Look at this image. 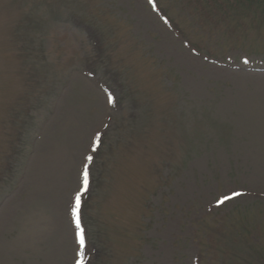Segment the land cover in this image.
I'll list each match as a JSON object with an SVG mask.
<instances>
[{
  "label": "rangeland",
  "instance_id": "rangeland-1",
  "mask_svg": "<svg viewBox=\"0 0 264 264\" xmlns=\"http://www.w3.org/2000/svg\"><path fill=\"white\" fill-rule=\"evenodd\" d=\"M199 3L154 0L175 33L148 0H0V264H77L86 155L85 264H250L264 249V9L220 30L186 18ZM223 223L218 258L208 230Z\"/></svg>",
  "mask_w": 264,
  "mask_h": 264
},
{
  "label": "trees",
  "instance_id": "trees-1",
  "mask_svg": "<svg viewBox=\"0 0 264 264\" xmlns=\"http://www.w3.org/2000/svg\"><path fill=\"white\" fill-rule=\"evenodd\" d=\"M203 3H209L207 6L208 10L216 9L218 14L222 16L223 21L219 23V27L227 28V26H231V22L237 18L239 15H245L243 11H249L251 9L261 10L264 9V0H203ZM32 55H27L23 60V64L30 58ZM34 70L36 68L34 67ZM23 136L25 135L23 132H20ZM209 231V248L213 249L212 246L217 243L222 246L223 241L230 242V235H228L225 231V224L221 226L220 230L215 234ZM230 231H232L230 229ZM233 233V232H232ZM231 234V232H229ZM232 245H238L239 241L236 239L235 234H233L231 239ZM97 244V243H96ZM212 261V260H211ZM226 261V260H224ZM231 264H242V261L236 260L232 261ZM224 264V263H223ZM244 264L248 263V258L245 260ZM250 264H264V249H259V252L255 256L250 257Z\"/></svg>",
  "mask_w": 264,
  "mask_h": 264
},
{
  "label": "snow or ice",
  "instance_id": "snow-or-ice-1",
  "mask_svg": "<svg viewBox=\"0 0 264 264\" xmlns=\"http://www.w3.org/2000/svg\"><path fill=\"white\" fill-rule=\"evenodd\" d=\"M149 4L153 5V11L156 10L154 0H148ZM167 23V21H165ZM247 63V61H245ZM111 97L109 98V103H111ZM101 136L99 133L96 134L95 140L91 142L90 147L92 152H96L98 150L99 144H100ZM85 160L87 161L86 163L83 164V171L81 172V185L82 187L80 188L79 191L75 194V204L74 207L72 208L73 212V217L76 220V227L80 231L77 233L78 235V241L81 247V251L77 253L79 259L77 260V264H85V261L83 259L84 257V252L82 249L85 246V239L83 235V230L80 228V222H79V217H78V210L81 205V196L83 195L84 192H87L90 187V171H89V166L93 161V157L91 155H86ZM245 193L243 192H232L231 195L229 194H224L222 195L217 201H216V207H220L221 205H224L226 202L230 200H234L237 197L243 196Z\"/></svg>",
  "mask_w": 264,
  "mask_h": 264
}]
</instances>
